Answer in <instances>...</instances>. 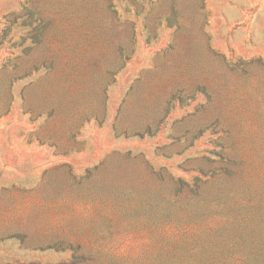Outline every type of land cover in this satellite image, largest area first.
I'll return each instance as SVG.
<instances>
[{"label": "rangeland", "instance_id": "374dc122", "mask_svg": "<svg viewBox=\"0 0 264 264\" xmlns=\"http://www.w3.org/2000/svg\"><path fill=\"white\" fill-rule=\"evenodd\" d=\"M160 1L113 0L115 29L106 36L113 50L133 24L138 36L133 55L105 87L97 82L109 81L108 55L95 59L93 84L79 74V60L42 81L45 74L34 72L30 0H0V264H118L110 254L122 261L142 252L145 264H161L183 245L217 249L214 234L200 233L204 226L163 227L162 209L185 215V206L182 212L165 195L179 179L193 185L206 159L219 176L228 157L264 156L257 126L249 127L262 107L242 105L243 87L226 80L232 64L264 60V0H203L207 22L189 12L177 34L162 25L149 44L144 18ZM106 43L98 42L104 53ZM179 80L190 85L188 94L172 100ZM219 91L229 105H219ZM157 97L160 104L150 105ZM156 115L161 120L153 124ZM222 122H245L249 135L236 133L229 142ZM151 124L154 133H146ZM240 169L254 188L264 185L262 167ZM57 239L66 244L55 247ZM78 247L91 252L89 262L77 260Z\"/></svg>", "mask_w": 264, "mask_h": 264}, {"label": "trees", "instance_id": "16d2710c", "mask_svg": "<svg viewBox=\"0 0 264 264\" xmlns=\"http://www.w3.org/2000/svg\"><path fill=\"white\" fill-rule=\"evenodd\" d=\"M126 1L131 4L136 2V0ZM29 4L30 10L26 16H29L31 20L30 26L33 31L34 72L41 70L42 74H45L42 81L49 82L56 74L64 75L67 65L71 61L79 60L83 63L79 67L81 70L79 74L86 77V83L93 84V80L99 73L95 69L97 62L95 59L98 55H108L104 71L109 81L97 82V85L107 87L112 84L110 78L124 67L134 53V38L138 36L135 24L130 29V35H126V40L118 44L116 51L113 50L115 46L111 45L106 37L115 29V19L111 11L113 0H30ZM204 10L203 0H161L160 5L151 9L144 18L147 41L152 44L160 38L158 30L162 25L169 28L172 35L177 34L189 12L192 14L201 12L205 16L203 22H207ZM124 26L129 27V25ZM4 39L5 36H0V45ZM103 39L107 42L105 45L108 49L107 53L102 52V46L98 47V42L100 44ZM219 58L224 59L220 56ZM232 65L230 76L226 79L228 86H233L234 89L243 87V91H239L238 99L242 105L262 107V113L259 109L255 115V121L251 122L249 127L254 129L257 126L255 135L264 141V60L254 59L248 63L239 61ZM24 66L20 70L28 73ZM224 73L226 74L225 71ZM258 76L259 80L256 79ZM234 77H236L235 80H233ZM183 81L179 80L173 84L172 100L180 101L181 99L178 98L180 94L183 92L188 94L190 85L187 87ZM66 86V90L71 88L70 84ZM135 86L139 88L141 84L137 82ZM228 93L232 94L234 91L229 90ZM237 94L238 92H235L234 97ZM217 95H222L219 105H229V97H224L222 91H219ZM153 102L150 105H159V97ZM142 105L148 104L142 103ZM259 116L263 118L260 123ZM159 120H161L160 117L156 115L153 124ZM153 124L145 127L146 133H154ZM218 124L219 122L214 126ZM220 128L226 130L229 142L238 138L236 133L240 136L249 135V132L245 131L248 129L245 122H222ZM226 161L221 169L224 173L217 176L218 171H212L209 167L210 161L206 159L201 164V168L195 171L197 175L193 185L191 182L179 179L177 187L170 189V194L165 195L166 202H172L173 197L175 199L173 205L178 204L179 208L185 206V210L180 208L181 211H186L185 215L180 217L179 212L174 213L169 206L162 209L164 213L162 220L165 223L163 227L171 225L178 228V226L187 225L197 229L198 226H204V230L200 233L207 235L206 237H213L214 234L218 241L217 249L209 253L197 250L195 244L183 245L177 247L174 252L164 255L161 258V264H264V185H261L260 189L254 188L252 182L245 179V173L240 169L245 166H257L264 169V156L258 154L254 161H248L242 159L239 153L235 157H228ZM201 184L210 189L204 190ZM253 211L260 217L255 219L252 215ZM258 220L261 221L257 222ZM194 236L195 234L192 235ZM65 244L66 240L57 239L54 246L60 247ZM68 248L73 249V243L68 244ZM79 250L78 247L73 252ZM80 252H78L77 260L82 262L91 260V252H86L85 248ZM103 252L104 250L101 249L100 254L103 255ZM214 254H219V257H214ZM105 255L107 258L108 253ZM110 256L118 264L125 261H131L132 264H145L147 255L142 252L140 256H127L122 261L117 255L110 254Z\"/></svg>", "mask_w": 264, "mask_h": 264}]
</instances>
